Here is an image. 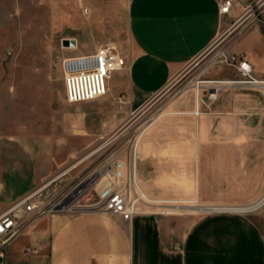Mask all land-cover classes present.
Instances as JSON below:
<instances>
[{
    "label": "rangeland",
    "instance_id": "obj_1",
    "mask_svg": "<svg viewBox=\"0 0 264 264\" xmlns=\"http://www.w3.org/2000/svg\"><path fill=\"white\" fill-rule=\"evenodd\" d=\"M129 2L0 0V139L45 138L41 170L51 169L55 177L74 167L69 182L84 180L109 156H126L137 143L139 183L152 199L174 202L171 214L157 216L174 220L170 225L179 230L190 217L237 208L249 211L239 215L259 212L264 207L262 159L247 152L264 150L259 143L264 140V80L239 84V55L226 61L238 30L223 33L139 110L131 111L114 95L122 85L116 71L108 81L113 94L67 102L63 59L110 42L122 52ZM81 36L93 48L86 41L76 49L62 43ZM202 81L206 84L198 88ZM210 86H218L219 95L208 107L202 101Z\"/></svg>",
    "mask_w": 264,
    "mask_h": 264
},
{
    "label": "crops",
    "instance_id": "obj_2",
    "mask_svg": "<svg viewBox=\"0 0 264 264\" xmlns=\"http://www.w3.org/2000/svg\"><path fill=\"white\" fill-rule=\"evenodd\" d=\"M239 1L247 6L257 0ZM235 15L220 14L216 0H130L128 34L120 40L126 67L116 71L122 85L114 95L131 111L141 109L227 32ZM73 40V49L81 41L91 45L83 36ZM229 51L250 62L256 79L264 80V24L244 32ZM76 56L80 55L67 57ZM46 141L29 136L0 139V214L53 178L51 169L40 168ZM259 143L264 146V140ZM247 154L262 159L264 184V150ZM173 221L152 215L132 222L112 214L57 215L39 221L14 241L6 260L14 264H264V207L248 215L190 217L184 230L171 227ZM28 246L37 247V253L25 255Z\"/></svg>",
    "mask_w": 264,
    "mask_h": 264
},
{
    "label": "built area",
    "instance_id": "obj_3",
    "mask_svg": "<svg viewBox=\"0 0 264 264\" xmlns=\"http://www.w3.org/2000/svg\"><path fill=\"white\" fill-rule=\"evenodd\" d=\"M222 15L236 13L235 20L226 34L238 30V36L252 27L264 24V0L244 6L239 0H216ZM240 12V14H239ZM74 48V47H70ZM236 59L230 54L226 61ZM126 63L117 46L107 43L94 53L67 57L62 61L64 89L68 103H85L107 96L108 81L112 73L124 70ZM242 78L239 84L257 82L254 68L245 59L237 58L235 66ZM213 83V82H208ZM206 82H198V88ZM219 87L210 86L208 96L202 101L217 100ZM122 99V98H121ZM199 107V101L197 102ZM200 114V113H199ZM74 168V167H73ZM73 168L65 170L35 188L4 213L0 214V264H6L8 247L39 221L57 215H76L83 213L112 214L132 222L144 215H169L173 201L152 199L142 188L137 175V143H132L126 156L120 152L109 156L81 181L69 182L68 174ZM186 204L192 205V201ZM214 214H239L217 211ZM38 248L28 246L25 255L36 254Z\"/></svg>",
    "mask_w": 264,
    "mask_h": 264
},
{
    "label": "water",
    "instance_id": "obj_4",
    "mask_svg": "<svg viewBox=\"0 0 264 264\" xmlns=\"http://www.w3.org/2000/svg\"><path fill=\"white\" fill-rule=\"evenodd\" d=\"M62 43L65 47H68L69 45H71V47H75L74 41L70 39H64ZM0 262H1V259H0Z\"/></svg>",
    "mask_w": 264,
    "mask_h": 264
},
{
    "label": "bare ground",
    "instance_id": "obj_5",
    "mask_svg": "<svg viewBox=\"0 0 264 264\" xmlns=\"http://www.w3.org/2000/svg\"><path fill=\"white\" fill-rule=\"evenodd\" d=\"M70 40H73V39H70ZM74 41V46H76V42H75V40H73ZM68 47H71V45H69Z\"/></svg>",
    "mask_w": 264,
    "mask_h": 264
}]
</instances>
